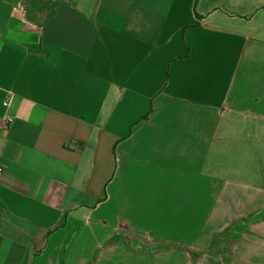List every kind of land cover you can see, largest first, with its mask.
Wrapping results in <instances>:
<instances>
[{
  "label": "crops",
  "instance_id": "0c3cea01",
  "mask_svg": "<svg viewBox=\"0 0 264 264\" xmlns=\"http://www.w3.org/2000/svg\"><path fill=\"white\" fill-rule=\"evenodd\" d=\"M0 167V264H264V0H0Z\"/></svg>",
  "mask_w": 264,
  "mask_h": 264
},
{
  "label": "rangeland",
  "instance_id": "374dc122",
  "mask_svg": "<svg viewBox=\"0 0 264 264\" xmlns=\"http://www.w3.org/2000/svg\"><path fill=\"white\" fill-rule=\"evenodd\" d=\"M216 239H217V242H216V246L215 247H213V251H210V247L208 248V250L205 252V253H210V254H214V251L216 250V249H219L220 247V241L218 240V238L216 237ZM211 246V245H210ZM226 248H228L227 246H225L224 247V249H226Z\"/></svg>",
  "mask_w": 264,
  "mask_h": 264
},
{
  "label": "trees",
  "instance_id": "16d2710c",
  "mask_svg": "<svg viewBox=\"0 0 264 264\" xmlns=\"http://www.w3.org/2000/svg\"><path fill=\"white\" fill-rule=\"evenodd\" d=\"M216 242H217V239L216 238H214L213 240H212V242H211V246H210V251H213V247H215L216 246Z\"/></svg>",
  "mask_w": 264,
  "mask_h": 264
},
{
  "label": "built area",
  "instance_id": "2783aa9c",
  "mask_svg": "<svg viewBox=\"0 0 264 264\" xmlns=\"http://www.w3.org/2000/svg\"><path fill=\"white\" fill-rule=\"evenodd\" d=\"M12 122V119L11 118H6V124H9ZM3 173V168L0 167V175Z\"/></svg>",
  "mask_w": 264,
  "mask_h": 264
}]
</instances>
